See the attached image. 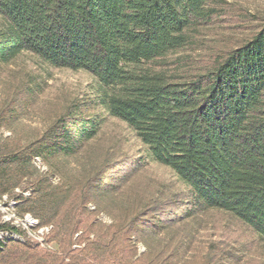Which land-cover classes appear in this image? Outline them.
<instances>
[{
	"label": "trees",
	"instance_id": "1",
	"mask_svg": "<svg viewBox=\"0 0 264 264\" xmlns=\"http://www.w3.org/2000/svg\"><path fill=\"white\" fill-rule=\"evenodd\" d=\"M225 3L0 0V63L28 52L54 68L83 70L96 84L92 97L64 109L35 140L0 153V195L18 200V214L51 225L54 247L0 238V264H170L178 247L152 248L147 239L209 209L227 212L264 241V22L201 67L187 55L170 58L194 49L200 30L224 17ZM97 109L122 121L185 191L178 201L131 203L90 237L104 195L134 167L126 171L121 158L105 153L80 178L53 183L55 172L37 170L33 159L79 153L100 130ZM15 188L30 194L15 195ZM0 231L21 234L6 223ZM211 258L202 264H214Z\"/></svg>",
	"mask_w": 264,
	"mask_h": 264
},
{
	"label": "rangeland",
	"instance_id": "2",
	"mask_svg": "<svg viewBox=\"0 0 264 264\" xmlns=\"http://www.w3.org/2000/svg\"><path fill=\"white\" fill-rule=\"evenodd\" d=\"M224 1V17L204 26L196 47L177 52L170 56L172 60L187 55L194 60V66L201 67L218 51L246 41L264 22V0ZM2 24L0 17V33ZM95 85L94 77L83 70L54 68L28 52H20L13 60L0 63V121L6 125L0 127V153L35 140L64 109L92 97ZM97 112L100 130L79 153L56 156L48 163L41 159L44 171L55 172L53 183L80 178L105 153L121 158L126 171L134 167L125 184L104 195L100 213L91 216L94 205L86 207L83 216H91L96 224L90 237L100 231L101 225L109 226L131 203L167 197L178 201L185 191L173 171L150 158L147 147L122 121L99 109ZM0 208L2 223L6 214L5 208ZM167 242L170 248L177 246L180 252L170 264H202L210 255L214 264H264V241L225 211H196L192 217L160 228L147 239L149 246L156 249ZM145 248L143 242L137 243L138 253Z\"/></svg>",
	"mask_w": 264,
	"mask_h": 264
},
{
	"label": "built area",
	"instance_id": "3",
	"mask_svg": "<svg viewBox=\"0 0 264 264\" xmlns=\"http://www.w3.org/2000/svg\"><path fill=\"white\" fill-rule=\"evenodd\" d=\"M34 166L44 171L41 162V158L37 157L33 159ZM15 195H21L27 197L30 194V190L26 189L22 191L20 188L13 190ZM18 200L12 195L1 194L0 195V206L5 208L3 211L6 215H3V222L8 225H12L15 228L21 230V234H8V232L0 231V238H14L20 242H30L38 248L45 250H53L52 244L47 241V237L52 230L51 225H40L38 220L34 218L30 213L20 215L16 212L15 206ZM1 209V208H0ZM9 210V212L7 211Z\"/></svg>",
	"mask_w": 264,
	"mask_h": 264
}]
</instances>
